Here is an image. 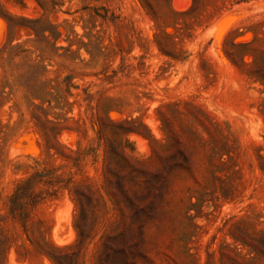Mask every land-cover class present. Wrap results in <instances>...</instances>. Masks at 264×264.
<instances>
[{"label":"rangeland","instance_id":"rangeland-1","mask_svg":"<svg viewBox=\"0 0 264 264\" xmlns=\"http://www.w3.org/2000/svg\"><path fill=\"white\" fill-rule=\"evenodd\" d=\"M0 264H264V0H0Z\"/></svg>","mask_w":264,"mask_h":264},{"label":"trees","instance_id":"trees-1","mask_svg":"<svg viewBox=\"0 0 264 264\" xmlns=\"http://www.w3.org/2000/svg\"><path fill=\"white\" fill-rule=\"evenodd\" d=\"M80 189H81L80 186H75V187H74V192L79 191Z\"/></svg>","mask_w":264,"mask_h":264},{"label":"bare ground","instance_id":"bare-ground-1","mask_svg":"<svg viewBox=\"0 0 264 264\" xmlns=\"http://www.w3.org/2000/svg\"><path fill=\"white\" fill-rule=\"evenodd\" d=\"M21 228V227H20ZM23 230V229H22Z\"/></svg>","mask_w":264,"mask_h":264}]
</instances>
